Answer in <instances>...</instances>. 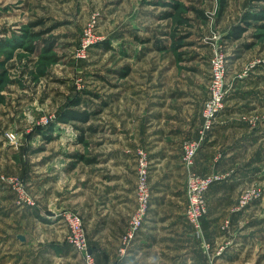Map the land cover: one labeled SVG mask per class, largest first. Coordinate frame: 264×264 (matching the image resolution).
I'll return each instance as SVG.
<instances>
[{"label": "rangeland", "instance_id": "1", "mask_svg": "<svg viewBox=\"0 0 264 264\" xmlns=\"http://www.w3.org/2000/svg\"><path fill=\"white\" fill-rule=\"evenodd\" d=\"M262 10L264 0H0V264L15 243L23 255L65 243L69 252L60 254L71 256L67 264H88L68 243L62 215L83 218L93 248L92 217L101 218L108 194L123 187L141 150L150 163L152 201L156 192L163 202L172 199L188 222L182 146L199 136L203 119L197 136L181 145L178 176L161 185L160 174H152L154 151L145 145L146 112L157 96L194 92L185 77L208 84L204 107L217 48L226 57L224 111L234 117L226 124L241 120L253 139L228 144L233 160L211 175L226 181L237 174L242 183L221 185L223 200L209 210L207 203L202 232L196 237L191 226L190 237L203 264H264V17L251 18ZM67 112L78 118L59 122ZM252 189L261 196L243 206ZM159 222L171 220L164 215ZM119 248L111 253L121 264H143V229L129 255ZM91 254L95 264H115Z\"/></svg>", "mask_w": 264, "mask_h": 264}, {"label": "crops", "instance_id": "2", "mask_svg": "<svg viewBox=\"0 0 264 264\" xmlns=\"http://www.w3.org/2000/svg\"><path fill=\"white\" fill-rule=\"evenodd\" d=\"M193 80L195 79L189 81L187 77L184 78L188 85L189 82H192L191 87L192 85L193 88L195 87L194 92L187 94L188 92L176 91L175 93L179 94V99L157 96L155 101H152L154 103L151 104L150 111L147 110L146 112L150 130L147 133L149 138L145 145L146 148L154 151L151 159L156 168H153L152 174H160L161 185L165 182H174V179L178 176L179 172L176 169L178 164L181 165L179 153L181 145L185 139L197 136L198 128L202 123L201 107H203V99L208 95V84L204 79V83L198 82V80L195 83ZM157 86L159 87V85ZM191 87L189 85L190 90ZM176 101L177 108H171V104ZM224 112L218 125L209 136L208 142L197 155L196 171L201 175L225 172L227 167L225 163L228 159L231 161L232 154L235 153L234 147L231 148L232 145L228 144L241 136L239 140L242 144H247L253 139L250 131L246 132V129H242L247 125H244L241 120L237 119L238 125L236 127L226 124L234 117L229 115L230 111L225 110ZM233 132H236L235 135ZM126 172L123 187L121 186L118 190L108 194L105 210L99 211V214L102 213L101 218L96 221V217H92L94 232L91 234L90 240L91 246L94 248L93 255L99 262L121 264V259L118 260L117 255L114 257V254L111 253V251L116 253L120 241L112 243L111 237H117L118 233L126 231L130 217L136 208L137 163L132 168H128ZM225 182H229L231 187V185L242 183V179L239 180L238 175L234 174L230 175L226 181L221 180L212 186L207 192L208 210L211 206L218 205L223 200L220 197L223 194L219 189ZM159 187L161 189V186ZM158 190L159 188L156 189V191ZM170 192L172 196L177 195L174 187H171ZM171 200L166 199L163 202L161 194L154 193L148 220L143 228V264H203L205 259L201 256V251L199 250L200 254L195 251L198 248L196 239L193 237L194 235L190 237L191 233L193 234V229L182 214L183 218H180L178 208L169 204ZM164 215L171 220L165 226L159 222ZM162 231H164V234ZM38 244L34 243V246H39ZM64 244H61L63 248ZM17 246L19 245L15 243L12 254L4 257V259L8 258L6 264H53L58 260L63 264H67L71 257L68 256L69 254H60L63 248L58 244L52 245L51 243L49 246L44 244L37 249L34 248L32 253L25 255L18 251ZM41 248H43V251H41ZM63 251V253L69 252L66 249H63Z\"/></svg>", "mask_w": 264, "mask_h": 264}, {"label": "built area", "instance_id": "3", "mask_svg": "<svg viewBox=\"0 0 264 264\" xmlns=\"http://www.w3.org/2000/svg\"><path fill=\"white\" fill-rule=\"evenodd\" d=\"M219 48L214 50L211 61V86L209 96L203 107L202 127L196 139L187 140L182 146V165L186 173V219L194 228L195 236L202 232V220L207 213L206 194L220 177L218 175L203 176L195 171V161L200 150L208 142L209 134L215 126L216 119L225 109L227 98L226 57ZM136 208L132 213L126 232L121 236L120 248L122 256L129 255L132 244L145 227L151 209L152 188L150 185V163L147 154L141 150L137 162ZM261 193L252 189L242 197V205L250 204L259 198ZM33 206L34 203L30 202ZM63 220L68 227V243L81 254H86L88 264H95L90 253L87 230L83 218L76 212L67 211Z\"/></svg>", "mask_w": 264, "mask_h": 264}, {"label": "trees", "instance_id": "4", "mask_svg": "<svg viewBox=\"0 0 264 264\" xmlns=\"http://www.w3.org/2000/svg\"><path fill=\"white\" fill-rule=\"evenodd\" d=\"M261 12H262V13L255 14V15H251V18H252V19H255L256 17H264V10H262ZM240 34H241V32L238 31V32H235V33L233 34V36L236 37V38H239V37H240ZM70 116H72V119H71ZM76 118H78L77 115H74V114L71 113V112H67V113H65V114H63V115H61V116L59 117V122H63V123H64V122H67V121L76 120ZM90 251H91L92 253H94V249L91 248V247H90Z\"/></svg>", "mask_w": 264, "mask_h": 264}, {"label": "water", "instance_id": "5", "mask_svg": "<svg viewBox=\"0 0 264 264\" xmlns=\"http://www.w3.org/2000/svg\"><path fill=\"white\" fill-rule=\"evenodd\" d=\"M19 239H20V240H23V237H22V236H19ZM90 253H91V252H90Z\"/></svg>", "mask_w": 264, "mask_h": 264}]
</instances>
